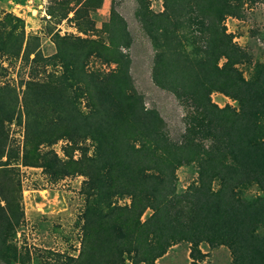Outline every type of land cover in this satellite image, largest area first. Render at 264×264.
<instances>
[{
	"label": "trees",
	"instance_id": "trees-1",
	"mask_svg": "<svg viewBox=\"0 0 264 264\" xmlns=\"http://www.w3.org/2000/svg\"><path fill=\"white\" fill-rule=\"evenodd\" d=\"M137 1L142 29L157 43L153 82L187 107L183 136L172 139L164 118L147 108L134 87L130 58L122 50L130 45V35L120 22L113 26L111 46L81 39L85 45L71 52L58 41L57 57L71 69L72 79L94 90L87 98L91 107L84 113L71 103L58 126L34 120L27 129L22 163L44 165L57 179L75 174L88 179L82 251L73 264H126L127 255H134L133 264H156L182 243L191 246L194 261L206 258L201 245L208 244L228 248L232 264H264V62L253 64L223 26L228 17L241 15L245 3L258 0H162L165 10L158 14L150 0ZM84 24L94 25L90 19ZM9 41L0 29V57L9 53ZM23 44L24 38L18 58ZM32 55L34 62L42 61L28 44L24 58ZM93 55L117 68L88 75L85 61ZM26 86L39 97L41 108L56 97L63 100L64 91L51 82L33 80ZM213 93L229 97L236 106L221 108ZM8 101L12 99H3L0 90V261L23 264L13 244L24 211L12 167L21 160L20 152L8 150L4 129L14 105ZM61 139L73 144L66 150L69 160H57L53 153L51 163L40 164L41 146ZM86 139L98 145L95 156L80 146ZM76 151L82 152L79 160L74 159ZM190 164L197 165V182L179 194L177 171ZM250 187L261 194L241 196ZM117 195L129 196L131 204L114 206ZM148 211L151 215L144 220Z\"/></svg>",
	"mask_w": 264,
	"mask_h": 264
},
{
	"label": "rangeland",
	"instance_id": "rangeland-1",
	"mask_svg": "<svg viewBox=\"0 0 264 264\" xmlns=\"http://www.w3.org/2000/svg\"><path fill=\"white\" fill-rule=\"evenodd\" d=\"M98 4L99 0H0V29L10 37L9 53L3 52V57H0V90L2 98L9 96L12 101L8 102L14 104L11 119L5 121L4 129L8 136V150L14 148L20 152L21 160L13 161L12 167L20 180L24 211V219L15 230L13 244L23 258V264H73L82 251L88 179L77 174L57 179L44 165L30 167L22 163L27 129L34 126V120L44 125L56 122L58 126L64 123L71 103L84 113L91 107L87 98L94 94V90L86 89L84 81L72 79L71 69L57 57L60 54L58 44L64 43L71 52H78L74 47L85 45L81 39L111 46L113 26L123 23L130 35V45L122 50L130 58L129 74L134 87L144 95L147 108L157 110L164 118L172 139L181 138L186 130L187 107L174 94L160 89L153 82L157 43L142 29L138 1L102 0L101 6L95 9ZM150 8L155 14L161 13L165 10L164 2L150 0ZM85 19H90L94 25L84 24ZM80 23L85 26L81 27ZM223 26L227 33L234 35L236 44L250 54L253 64L264 62V0L245 3L241 15L228 17ZM22 38L24 44L18 58L16 53ZM28 44L39 52L42 61L34 62L35 55L24 58ZM185 44L189 50L192 49L187 42ZM104 60L91 56L85 61L84 70L88 75L95 72L109 74L117 68V65ZM247 68V65L241 66L246 77ZM33 80L56 85L57 91H64L63 100L56 97L53 103L41 108L40 103L37 105L41 102L39 97L26 86ZM212 100L221 108L236 106L235 101L221 93H213ZM42 109H47V113ZM71 145L70 140L61 139L56 144L41 146L40 164L51 163L53 153L58 156L57 160L68 161L66 150ZM80 146L91 157L97 153L98 145L92 139H86ZM81 153L76 151L74 159L79 160ZM177 177L178 193L182 194L197 182V165H184L178 169ZM260 194L255 187L241 191V196L247 199ZM112 202L114 206H129L131 199L127 195H117ZM150 215L151 211H148L143 219ZM261 234L264 235V230ZM201 250L207 254L206 258L194 261L190 254L191 246L178 244L156 264H232L231 253L226 247L211 249L208 244H202ZM133 257L127 255L126 264H133ZM0 264L8 263L0 261Z\"/></svg>",
	"mask_w": 264,
	"mask_h": 264
}]
</instances>
